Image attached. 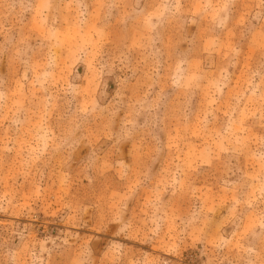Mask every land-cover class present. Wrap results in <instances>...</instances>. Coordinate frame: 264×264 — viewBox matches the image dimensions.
I'll use <instances>...</instances> for the list:
<instances>
[{"label": "rangeland", "instance_id": "rangeland-1", "mask_svg": "<svg viewBox=\"0 0 264 264\" xmlns=\"http://www.w3.org/2000/svg\"><path fill=\"white\" fill-rule=\"evenodd\" d=\"M0 264H264V0H0Z\"/></svg>", "mask_w": 264, "mask_h": 264}]
</instances>
